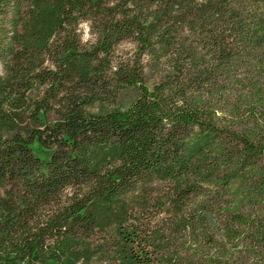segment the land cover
I'll return each instance as SVG.
<instances>
[{
	"label": "trees",
	"instance_id": "1",
	"mask_svg": "<svg viewBox=\"0 0 264 264\" xmlns=\"http://www.w3.org/2000/svg\"><path fill=\"white\" fill-rule=\"evenodd\" d=\"M0 264H264V0H0Z\"/></svg>",
	"mask_w": 264,
	"mask_h": 264
},
{
	"label": "clouds",
	"instance_id": "2",
	"mask_svg": "<svg viewBox=\"0 0 264 264\" xmlns=\"http://www.w3.org/2000/svg\"><path fill=\"white\" fill-rule=\"evenodd\" d=\"M83 28H84L85 35H87V33H88V26L87 25H84Z\"/></svg>",
	"mask_w": 264,
	"mask_h": 264
},
{
	"label": "rangeland",
	"instance_id": "3",
	"mask_svg": "<svg viewBox=\"0 0 264 264\" xmlns=\"http://www.w3.org/2000/svg\"><path fill=\"white\" fill-rule=\"evenodd\" d=\"M83 29H84V28H83ZM85 39H88V35H85ZM37 151H38V152H42V150L39 149V148H37Z\"/></svg>",
	"mask_w": 264,
	"mask_h": 264
}]
</instances>
